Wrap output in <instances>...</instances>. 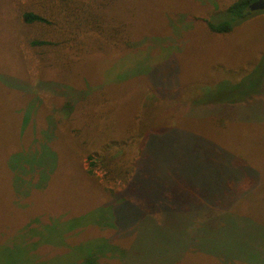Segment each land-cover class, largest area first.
<instances>
[{
	"label": "rangeland",
	"instance_id": "374dc122",
	"mask_svg": "<svg viewBox=\"0 0 264 264\" xmlns=\"http://www.w3.org/2000/svg\"><path fill=\"white\" fill-rule=\"evenodd\" d=\"M234 1L0 0V264H264V11Z\"/></svg>",
	"mask_w": 264,
	"mask_h": 264
},
{
	"label": "trees",
	"instance_id": "16d2710c",
	"mask_svg": "<svg viewBox=\"0 0 264 264\" xmlns=\"http://www.w3.org/2000/svg\"><path fill=\"white\" fill-rule=\"evenodd\" d=\"M57 1H59V6L62 9L61 10H65V14L69 17H71V15H73L74 13L79 16L78 12L82 11L83 8H85V6H87L88 8L94 10L93 12L89 11V15H95L96 11L99 9H103L109 4H111L112 8H113V12L112 14H115V10L118 7L117 5V0H107V2H105V0H55V3H57ZM256 0H236L233 3H231L229 6L226 7L225 13L227 15H229L232 19L240 21L242 20L248 13H250L251 11H249L248 9V5L252 2H254ZM126 13H131L133 11V8L130 6H127L125 9ZM264 11V10H263ZM215 12H222V11H215ZM257 12V11H255ZM22 19L24 22L31 24V23H39L42 24L43 26L45 25H53L52 22L46 17L45 14H37V13H27L25 12L22 15ZM94 21H96V19L94 18ZM232 22L230 21H224L221 23H208V28L211 32L216 33V34H226L228 32H230L233 29V25H231ZM128 24V22H127ZM124 25L123 19L121 20V23H118V26ZM116 26V27H118ZM102 29V28H100ZM70 31H68L69 33ZM132 34V32L130 33H126V36ZM44 43H48V41H42Z\"/></svg>",
	"mask_w": 264,
	"mask_h": 264
},
{
	"label": "water",
	"instance_id": "95a60500",
	"mask_svg": "<svg viewBox=\"0 0 264 264\" xmlns=\"http://www.w3.org/2000/svg\"><path fill=\"white\" fill-rule=\"evenodd\" d=\"M248 9L251 12L263 11L264 10V0H256L248 5Z\"/></svg>",
	"mask_w": 264,
	"mask_h": 264
}]
</instances>
